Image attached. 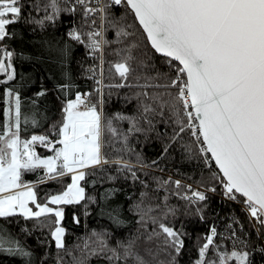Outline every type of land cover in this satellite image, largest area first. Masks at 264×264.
<instances>
[{"label":"snow or ice","instance_id":"6c2138e0","mask_svg":"<svg viewBox=\"0 0 264 264\" xmlns=\"http://www.w3.org/2000/svg\"><path fill=\"white\" fill-rule=\"evenodd\" d=\"M113 6H123L124 15L113 16ZM29 7L39 11L40 0H33ZM43 10V18L30 17L25 22L43 27L62 13L82 10L85 23L90 20L89 30L74 27L67 35L91 54H99L101 78L95 79L92 92H77L74 99L66 100L62 121L52 125L51 134H33L28 139L21 138V124H28L29 118L22 120L20 94L11 88L5 90L7 107L0 124V220L6 224H0V252L32 255L7 227L13 218L20 217L37 228L54 224L51 239L58 251L72 258V264H87L99 253H108L106 259L112 264H178L177 257L189 233L169 222V217L175 218L180 211L168 203L170 196L185 202L183 215L204 223L210 208L207 193H216L217 185L224 198L243 206L249 221L255 222L257 238L264 240V0H46ZM24 16L22 0H0V42L12 37L10 26ZM109 29L114 30L115 39L107 37ZM112 45L118 46L112 48L118 59L109 62L108 73L119 82L104 83V51ZM70 53V46L59 49L62 59ZM157 56L167 65V72L157 68ZM12 57L11 51L0 48V75L6 76L0 84L16 77ZM90 71V78H94L96 69ZM63 75L71 79L70 72ZM112 88L134 90L129 99L137 102L135 114H105L104 89ZM45 94L43 90L37 93ZM114 121L127 122V131L114 126ZM157 123L165 129L170 127V134L158 131ZM31 124L39 125L35 116ZM150 133H156L162 141V155L177 145L189 158L196 152L210 170L214 185L201 191L171 176L154 178V190L164 194L155 198L156 203H145L149 194L140 193L130 209L139 217L140 227L135 234L118 238L94 231L82 245H76L82 255H73L65 244L62 206L82 201L96 203L94 197L86 195L81 181L89 175L88 169L109 164L102 152L107 136L123 144L122 150H131L130 135L147 138ZM185 136L191 138V143L185 142ZM37 147L48 149L52 155L42 157ZM115 163L118 170H126L134 181L139 180L128 162L117 159ZM137 163L148 166L140 162L139 156ZM38 169L44 170L39 183L68 175L71 182L59 194L40 202L36 189L23 179L24 173ZM140 183L148 188L145 181ZM170 185L174 190L169 189ZM111 194H105L104 199ZM109 217L117 225L124 223L115 210L109 212ZM73 219L80 223L78 217ZM243 228L238 217L232 218L226 233L210 224L208 231L197 237L194 264H251L246 250L251 241L240 235ZM20 231L31 234L28 227ZM224 240L231 242V250ZM89 241L96 247H90ZM257 250L264 253V247ZM63 260L59 256L56 264H63Z\"/></svg>","mask_w":264,"mask_h":264},{"label":"trees","instance_id":"16d2710c","mask_svg":"<svg viewBox=\"0 0 264 264\" xmlns=\"http://www.w3.org/2000/svg\"><path fill=\"white\" fill-rule=\"evenodd\" d=\"M25 5V16L15 25L10 26L13 35L11 38L0 42V48H5L13 53L12 64L16 71V77L6 84H0V124L3 122V109L7 107L4 103L5 90L8 88L18 92L22 101V120L23 117L29 118V123L21 124V138H28L33 134H51L52 125L59 124L63 118L62 108L68 99H73L77 92H92L96 87L95 79L99 78L98 66L95 60L87 57L88 49L81 44L72 41L67 33L72 28L80 31H87L90 20L85 23L82 10L75 14L62 13L55 22H46L43 27L37 24L25 22L28 18L41 19L46 15L43 5L46 0H40L41 8L37 11L29 7L33 0H22ZM63 6V5H62ZM79 8V6H78ZM50 11V10H49ZM123 6H113L111 14L115 17L124 15ZM132 23L131 17L128 19ZM109 39H115L114 30L107 32ZM70 46L71 53L66 58H61L59 49ZM118 47L112 45L104 51L103 71L104 83H117L118 79L109 76V62L118 59L112 54V48ZM151 55V53H150ZM157 68L161 72H167L168 67L163 60L156 57ZM90 69H96V76ZM65 71L71 73V79H66L63 75ZM0 80H6V76L0 75ZM67 84L68 87L61 89V85ZM45 91L44 96H38L37 93ZM106 93V103L104 112L111 116L116 112L126 115H133L136 112L137 102L129 99L132 95L131 89H104ZM110 93V95H108ZM94 100V98H93ZM35 116L39 121L38 126L31 124V118ZM121 131H127L129 125L127 122L114 121ZM157 130L167 131L169 134L171 128L165 129L157 123ZM102 152L109 159V164L97 168H91L87 171L89 175L81 186L85 188L87 196L94 197L96 203L82 201L78 205H63L64 220L62 226L66 229L65 244L75 256H81L82 253L76 245H82L85 240L92 237V233L106 232L118 238H125L136 233L140 225L137 223L139 217L130 209L140 198L141 192H148L149 199L145 203H156V197H162L164 192H156V183L154 178L167 179L169 176L173 180L180 179L185 185L192 184L193 187H201L206 191L208 187L214 185L211 179V172L204 166L203 158L196 152L189 158L187 153L180 149L179 145L170 151L169 154L162 155L163 143L157 138L156 133H150L147 138L142 134L130 135L128 148L131 150H122L124 145L114 140L110 136L106 137ZM185 142L191 143L189 136L184 137ZM47 152V151H44ZM137 156L140 162L147 167H141L137 163ZM117 159L121 162H128L133 170L137 172L139 180L134 181L130 172L118 170L115 163ZM153 161H157L153 164ZM213 163V162H212ZM214 167V163H213ZM218 171V170H217ZM42 170L36 172L24 173L26 180L34 179ZM38 180V179H37ZM140 181H145L148 188H145ZM71 182L70 175L57 178L56 180H46L43 183L34 185L37 196L40 201H47L48 197L62 192L68 183ZM216 193L208 192L210 208L207 214L206 222L202 223L197 217H187L183 215L184 201L175 196H170L168 203L180 208L175 218L169 217V222L177 229L187 231L189 235L185 237V248L177 257L178 264H194L197 259V237L208 231L210 224L214 223L218 231L226 233L227 226L232 222L233 217H238L243 224V232L240 235L250 240L251 244L248 250L250 252L251 264H264V253L257 249L262 246L261 239L255 234V228L252 221H249L248 214L243 210L241 204L229 201L223 197L219 186ZM174 190L173 186H169ZM112 192L108 200L104 199L105 194ZM184 189H181L183 192ZM87 205V207H85ZM115 210L119 213L123 224L117 225L109 217V212ZM88 213L87 215L85 213ZM73 217H78L79 224L74 222ZM54 220V218H50ZM18 221L19 223H16ZM0 224H6L0 220ZM10 234L25 248L30 251V257H23L19 254L12 255L8 252H0V264H56L57 258H64L63 264H72V258L62 250L58 251L55 242L51 239V228L54 224H48L43 228L35 227L32 221H24L20 217L13 218V223L7 225ZM21 227L31 229V234H25L20 231ZM237 227L239 231V226ZM257 227H259L257 225ZM244 233L250 235L244 236ZM94 239V238H93ZM229 250L231 242L222 241ZM90 247H96L89 241ZM110 243L114 242L110 241ZM200 243H203L201 240ZM108 253H99L91 256L87 264H112L106 259ZM120 264V262H116Z\"/></svg>","mask_w":264,"mask_h":264},{"label":"rangeland","instance_id":"374dc122","mask_svg":"<svg viewBox=\"0 0 264 264\" xmlns=\"http://www.w3.org/2000/svg\"><path fill=\"white\" fill-rule=\"evenodd\" d=\"M75 98V97H74ZM73 98V99H74ZM28 138H30V137H28ZM28 138H22V139H28ZM37 151H38V153L42 156V157H44V156H48V155H52V153L51 152H49L48 151V149H46V148H43V147H37ZM44 151H47V152H44ZM43 172H44V170H43ZM44 176V174H42V175H38L36 178L39 180L41 177H43ZM23 179H24V182H26V183H29V184H31V185H33L32 184V181H26V178H25V175L23 176ZM47 179H45L44 181H46ZM37 182H39V181H37ZM37 185V184H36ZM34 187V186H33ZM196 188H198L199 190H201V191H204V189H202L201 187H196ZM57 194H59V193H57ZM53 195H56V194H53ZM52 196V195H51ZM50 197V196H49ZM39 199V198H38ZM40 201V200H39ZM40 202H46V201H40ZM53 207H55V206H53Z\"/></svg>","mask_w":264,"mask_h":264},{"label":"built area","instance_id":"2783aa9c","mask_svg":"<svg viewBox=\"0 0 264 264\" xmlns=\"http://www.w3.org/2000/svg\"><path fill=\"white\" fill-rule=\"evenodd\" d=\"M98 24H99V21H98ZM89 30V28L87 29V31ZM99 56V54H91L90 50L88 49V52H87V57L90 59V60H95V62L97 63V66H98V69H100V65H101V61L97 58ZM99 78H101L99 76ZM196 188V187H195ZM243 207V206H242ZM252 223L254 224L255 222L252 221ZM257 227V226H256ZM262 246L264 247V240L262 241Z\"/></svg>","mask_w":264,"mask_h":264},{"label":"crops","instance_id":"0c3cea01","mask_svg":"<svg viewBox=\"0 0 264 264\" xmlns=\"http://www.w3.org/2000/svg\"><path fill=\"white\" fill-rule=\"evenodd\" d=\"M42 174H44V172H43V173H41L40 175H42Z\"/></svg>","mask_w":264,"mask_h":264},{"label":"water","instance_id":"95a60500","mask_svg":"<svg viewBox=\"0 0 264 264\" xmlns=\"http://www.w3.org/2000/svg\"><path fill=\"white\" fill-rule=\"evenodd\" d=\"M214 163V162H213Z\"/></svg>","mask_w":264,"mask_h":264}]
</instances>
